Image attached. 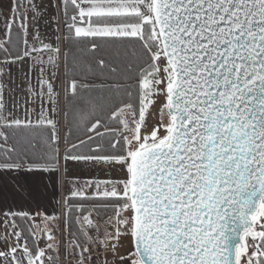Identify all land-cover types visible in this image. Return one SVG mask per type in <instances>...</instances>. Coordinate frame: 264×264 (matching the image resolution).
Segmentation results:
<instances>
[{"label": "snow or ice", "instance_id": "snow-or-ice-1", "mask_svg": "<svg viewBox=\"0 0 264 264\" xmlns=\"http://www.w3.org/2000/svg\"><path fill=\"white\" fill-rule=\"evenodd\" d=\"M57 7L70 37L73 33L81 38L136 37L147 54L137 73L139 105L124 104L112 112L122 129L107 128L96 120L88 132H95L100 143L93 147L94 138L88 135L64 150V171L69 161L118 163L128 174L124 180L84 181L81 187H74L71 196L88 198L87 187L95 190L91 195L113 200L111 205L93 208L112 207L116 224L124 226L123 233L115 227V235L106 231L101 240L91 210L79 205L89 213L84 221L97 232L90 236L81 225L85 240L99 242L115 256L120 235L132 236L133 247L127 258L119 257L121 264H264V0H61ZM9 11L10 16L5 17L8 38L0 40L4 54L0 65L28 56L34 64L58 67L59 48L43 43L38 32L34 39L40 48L33 44L22 54L9 52L5 45L15 50L10 30L18 28L17 36L22 33L27 44L30 23L41 15L35 0L27 4L13 0ZM91 47L98 45L92 42ZM42 50L53 54L45 60L39 56ZM98 63L105 65L103 59ZM5 71L0 67V169L59 172L58 122L47 116L43 106L35 123L11 113L4 115ZM43 75L41 68L40 91L35 95L47 96L55 105L59 94ZM90 87L95 86L73 79L66 91L76 93ZM160 93L166 100L159 123L149 132L146 113L154 103L152 97ZM127 96L132 99L131 92ZM124 108L131 109V121L120 118ZM99 127L111 133L110 151L104 148L105 133ZM141 127L145 128L143 134ZM36 128L49 129L51 136L31 131ZM21 135L29 147L37 136L43 142L46 151L39 163L27 162L17 139ZM120 140L123 144L118 149ZM75 184L81 181L77 179ZM125 211L131 215L124 216ZM2 215L3 226L11 231L0 233L5 241L0 264H58V243L47 244L55 256L36 244L32 213L8 211ZM76 219L79 222L80 217ZM40 231L50 232L46 228ZM29 236L33 237L31 247ZM47 239L55 240L54 234ZM74 249H80L76 264H89L91 249L78 239L68 245L69 256L76 254ZM103 264H108L107 259Z\"/></svg>", "mask_w": 264, "mask_h": 264}, {"label": "rangeland", "instance_id": "rangeland-1", "mask_svg": "<svg viewBox=\"0 0 264 264\" xmlns=\"http://www.w3.org/2000/svg\"><path fill=\"white\" fill-rule=\"evenodd\" d=\"M28 0H25V4H27ZM13 3V0H0V40L7 39L5 34V17L10 16V8ZM35 3L38 6V10L41 12L34 22L30 23V26L27 31L26 39L28 41L27 44H24V51L29 50V46L35 44L37 48H40L41 45L37 42L34 37L37 32L39 33L40 40L45 44H52L53 47L59 48V61L58 67H53L50 64H34L33 60L25 56L22 60L18 62L8 63L6 65H0V67H4L6 69L3 75V83L6 84V88L4 89L3 96L6 101V112L4 115L11 113L13 117L25 120L31 119L33 123L39 119V113L41 111V106L46 110V114L48 117H51L53 120L58 122V133H59V148L61 153V172L62 176L59 179L52 178L48 180L49 187L51 188V194L48 196L47 200L44 204L38 203L39 206H34L32 208H2L3 212L0 211V233L5 231H11V229H5L2 221L5 219L2 213L8 211H16L20 212L21 209L23 211L32 213L35 218V242L38 241L40 249L47 250V244H57L61 242V245L64 243V255H62L60 247V255L63 256L60 264H75L76 262L70 263V259H68V255L66 252L68 251L65 247L68 239L66 238V233L62 232V224L63 218L66 217V213L69 210L70 205H67V201L71 197V193L74 187L79 188L82 186L84 181H105V180H124L127 178V172L124 166L121 164H106V163H74L69 161L66 165L67 171H64V161H63V153L65 150V135L67 132V126L65 124L64 118V110H65V97H66V80H65V63H64V48H63V31H64V22L62 19V11L60 7H57L61 4V0H35ZM32 13L29 12V18L32 17ZM57 17H59V22H57ZM59 28V31H57ZM59 37V40H57ZM53 53L48 52L47 50H42L39 53V56L43 57L47 60L49 55ZM33 56L37 55V53H33ZM44 69L43 79L45 81H51L55 91L59 94L57 102L53 105L47 98L44 96L43 98H38L35 93L40 91V69ZM51 73H55V76H52ZM31 87V91L29 90ZM154 103L149 106L148 113H146L145 124L147 127V131H151L153 126L159 123V111L160 108L165 103L166 97L163 93L159 95H154L152 97ZM92 108V107H88ZM87 112V111H85ZM130 113V111H126L125 113ZM2 123V122H0ZM129 127H134V125L129 124ZM121 130V129H118ZM145 131L144 127H141V133L143 134ZM119 132V131H118ZM120 133V132H119ZM129 140L132 139V135L128 134ZM131 137V138H130ZM44 170H28L27 168H21L18 170H2L0 169V176H5L6 180L8 177L17 179L21 181V176H23L24 180H28L29 174L32 175V179H36L39 174H42ZM53 175L54 172L48 171ZM81 181V184H75L76 180ZM42 179H40V182ZM39 182V184H40ZM101 187H104L101 185ZM55 189V191H54ZM86 195H91L94 189L85 188L84 189ZM94 196V195H93ZM88 208H93V205ZM36 213H40L41 215L35 216ZM130 212L125 211L123 213L124 216H130ZM89 214H87L88 216ZM92 220L97 219L93 213H91ZM48 217H52L53 219H47ZM114 219V218H113ZM114 220H117L114 219ZM31 221V218H30ZM65 221V220H64ZM109 221V220H108ZM21 221L17 220V223ZM86 223V222H85ZM113 221H109L110 226ZM108 224V225H109ZM121 230V233L124 232V226L118 225ZM41 228H46L48 230H53L55 232V240H50L48 243H44V245H40L45 241L44 234L40 231ZM64 230V228H63ZM59 236L58 237V233ZM68 232V231H67ZM106 232V231H105ZM105 232L102 234V239H104ZM116 234V233H115ZM93 236V234H90ZM33 239V238H32ZM60 239V241H59ZM33 241V240H32ZM9 244L12 243L11 239L8 241ZM112 243H116V241H112ZM249 243L251 240L249 239ZM93 244V243H92ZM94 245V244H93ZM133 247V237L130 235L121 234L119 237V246L116 249V255L114 256L111 251H108L103 255V246L100 248L97 247L95 249L91 246V261L89 264H103V260L107 259L108 264H121L119 257H128L129 250ZM5 249V241L0 239V250ZM63 250V249H62ZM251 251V249H249ZM50 251H48L49 253ZM101 254H100V253ZM65 261V262H64Z\"/></svg>", "mask_w": 264, "mask_h": 264}, {"label": "trees", "instance_id": "trees-1", "mask_svg": "<svg viewBox=\"0 0 264 264\" xmlns=\"http://www.w3.org/2000/svg\"><path fill=\"white\" fill-rule=\"evenodd\" d=\"M62 19L64 22L63 48L65 57V88L68 89V84L73 79L79 81L81 84L95 86L88 89H79L76 93H73L70 89L66 91L64 118L67 126L65 135L67 143H65V147L69 144L78 143L79 139H87L88 135L93 136V147H95V144L101 141L99 138L95 137V132H88V128H90L96 120H100L107 128L122 129V124L118 122L117 117L112 116V112L117 108H121L124 104L133 103L134 105H139V100L137 98V81L139 77L137 73L138 69L143 66L144 60L147 59V54L142 48V42L136 37L81 38L75 37L74 33L70 37L65 26L63 13ZM18 31L19 29L16 27L10 30V38L15 42V50L12 45H5L9 48V52H13L14 54L15 52L22 54L24 49V36L21 33L18 37ZM92 42H96L98 47L93 49L91 47ZM3 59L4 54L0 52V60ZM101 59L105 61L104 66L98 63ZM111 68H116L117 71L112 72L110 70ZM101 85L105 87H100ZM108 85H121L122 87H107ZM128 92L132 93L131 100L127 96ZM88 107L92 108L90 109ZM125 110L130 111V113H125ZM120 118L131 121L133 119L131 109L124 108L123 112L120 114ZM106 127H99V131L105 133L103 141L104 148L110 151L108 140L112 137L111 133L106 132ZM31 131H43L47 136H51L49 129L41 130L36 128ZM125 134L129 136V133ZM23 135H27V133ZM23 135L18 136L17 139L21 140V147L24 149L27 162L29 164L39 163V157L46 151L43 142L37 136V138L32 141L34 146L29 147L27 144L23 143ZM119 135L120 133L117 132V137H119ZM2 143L3 141L0 140V144ZM12 143L13 142L10 140L9 144L11 145ZM122 144L123 140H120L116 147L119 149ZM86 196L88 198H85V196H71L67 201V205L69 204L70 207L66 213L67 218L64 219L69 229L66 235L68 239V242L65 244L66 248L74 239H78L80 243L87 245L89 249L91 246L94 247V245L95 249L101 247L99 242L93 243V245L91 242L86 241L84 236L80 233V226L83 225L85 229H87L89 235L93 234L94 237L97 236L95 228L87 225L83 219L89 213L78 206L84 205L88 208L91 205H111L114 201L99 196ZM88 209L91 210V213L97 218L92 221L99 229L98 235L101 240H103L102 234L105 231L115 235V227H118V225L114 219L117 218V215L112 207ZM77 217H80L79 222L76 219ZM90 218L92 219V216ZM109 218H112L113 221L111 226L108 221ZM73 234H75V236ZM32 238L31 236L28 237L31 246L33 244ZM73 251L76 254L71 256L68 255V251L66 252L69 257L68 259H70V263L76 262L79 258L78 253L80 249H74ZM55 253L56 252H54V256L57 255Z\"/></svg>", "mask_w": 264, "mask_h": 264}, {"label": "crops", "instance_id": "crops-1", "mask_svg": "<svg viewBox=\"0 0 264 264\" xmlns=\"http://www.w3.org/2000/svg\"><path fill=\"white\" fill-rule=\"evenodd\" d=\"M53 175L44 171L36 179H32V175L29 174L30 178L26 181L22 175H20L21 181L10 177L5 180V176H0V211L3 212L2 208H32L33 205L39 206L38 203L44 204L51 194L48 180L59 179L62 172H54Z\"/></svg>", "mask_w": 264, "mask_h": 264}, {"label": "flooded vegetation", "instance_id": "flooded-vegetation-1", "mask_svg": "<svg viewBox=\"0 0 264 264\" xmlns=\"http://www.w3.org/2000/svg\"><path fill=\"white\" fill-rule=\"evenodd\" d=\"M62 14V13H61ZM20 223V222H19ZM63 223H65L64 222V218H63ZM62 226H63V228L64 227H67V231H69V229H68V226L65 224V226H64V224H62ZM58 233V237H60L59 236V232H57ZM48 234H54V236H55V232L53 231V230H50V232L49 233H45L44 234V238H45V241L43 240V243H41L40 245H44V243H48L50 240H48L47 239V235ZM34 239H35V237H34ZM36 240V239H35ZM59 241H60V239H59ZM36 243L37 244H39V242L38 241H36ZM28 244H29V246L31 247V244L29 243V241H28ZM58 244H59V246L61 247V246H63V250L61 249V251H62V255H64L65 253H64V243H63V245H61V242H58ZM38 247L40 248V246L38 245ZM60 247H59V251H60ZM54 252H55V250H52V251H50L49 253H48V251H47V254L48 255H52V256H54ZM55 254H57V253H55ZM58 255H59V263L58 264H60V261H61V259H63V256L62 255H60V253H58ZM65 262V261H64Z\"/></svg>", "mask_w": 264, "mask_h": 264}, {"label": "built area", "instance_id": "built-area-1", "mask_svg": "<svg viewBox=\"0 0 264 264\" xmlns=\"http://www.w3.org/2000/svg\"><path fill=\"white\" fill-rule=\"evenodd\" d=\"M66 233L67 232V227H64V230H63V226H62V232H61V234H63V233ZM108 251H110V250H106L104 247H103V255H105V253L106 252H108ZM100 253V252H99ZM101 254V253H100Z\"/></svg>", "mask_w": 264, "mask_h": 264}]
</instances>
